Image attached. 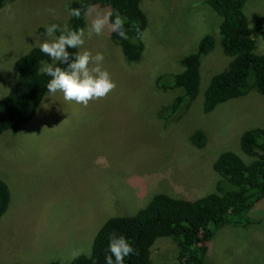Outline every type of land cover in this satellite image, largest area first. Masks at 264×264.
Listing matches in <instances>:
<instances>
[{"label": "rangeland", "instance_id": "obj_1", "mask_svg": "<svg viewBox=\"0 0 264 264\" xmlns=\"http://www.w3.org/2000/svg\"><path fill=\"white\" fill-rule=\"evenodd\" d=\"M71 1L8 0L0 9V99L17 79L18 58L39 47L45 26L67 23ZM141 8L148 24L139 63L124 60L107 28L85 39L84 49L104 54L113 91L87 107L65 101L62 93L46 95L32 121L17 133L0 135V179L10 191L0 217V264H69L76 251L89 256L107 219L133 216L157 194L193 200L214 192L216 158L225 151L241 156V135L264 129V96L254 91L203 112L211 77L231 61L221 48L219 15L202 0H142ZM106 11L88 9L84 28ZM243 12L252 27L264 15V0H246ZM204 36L213 38L214 47L201 58L198 97L187 110L162 118L160 110L177 91L159 88L158 82L170 83L181 71L179 61ZM254 52L264 56L260 37ZM44 61L51 62L47 54ZM197 129L206 136L202 149L189 139ZM245 217L253 219L250 225L214 232L207 264H264V199ZM176 256L169 238L157 239L151 249L154 264H177Z\"/></svg>", "mask_w": 264, "mask_h": 264}, {"label": "trees", "instance_id": "obj_2", "mask_svg": "<svg viewBox=\"0 0 264 264\" xmlns=\"http://www.w3.org/2000/svg\"><path fill=\"white\" fill-rule=\"evenodd\" d=\"M8 0H0V9ZM31 1V0H27ZM148 1V0H147ZM246 0H202L221 17V48L231 57L229 65L213 75L203 92V112H212L226 101L254 91L264 96V56L254 52L255 37L264 42V15L248 26L243 8ZM142 0H73L67 9H81L79 19L71 17L65 25L71 29L85 27V12L94 7L118 11L127 18V39L110 33L113 44L118 46L128 64L139 63L145 45L141 39L148 21L141 8ZM59 31L56 35H59ZM214 47L213 38L200 39L196 51L183 57L181 71L173 74L171 82L160 84L166 91H177V96L160 110L167 118L180 110H187L198 97L200 88L201 58ZM77 52L78 49H69ZM46 54L39 47L32 48L17 60V79L8 93L0 99V135L17 133L34 119L47 93L50 77L43 75L40 65ZM64 67L63 65H60ZM162 79V78H160ZM198 149L206 144L203 131L197 129L189 137ZM241 156L222 152L212 167L218 176L214 192L198 199L172 198L157 194L135 215L107 219L93 241L91 256L79 255L69 264H105V254L110 234L124 235L132 243L135 255L125 259V264H154L151 249L157 239H171L177 245V264H207V245L214 232L226 225L247 226L253 219L244 218L264 199V129L254 127L244 132L239 141ZM10 191L0 179V217L7 211ZM20 264V263H10ZM45 264H60L51 261Z\"/></svg>", "mask_w": 264, "mask_h": 264}, {"label": "clouds", "instance_id": "obj_3", "mask_svg": "<svg viewBox=\"0 0 264 264\" xmlns=\"http://www.w3.org/2000/svg\"><path fill=\"white\" fill-rule=\"evenodd\" d=\"M51 16L56 15L54 8L45 10ZM69 15L77 19L81 9H68ZM39 15L40 13L37 12ZM127 18L118 11L110 10L97 13L95 18L85 28L71 29L68 25L49 24L45 26L44 37L39 44V50L47 54L51 62H43L41 72L50 77L46 88L48 97L62 93L67 102L88 106L94 101L107 96L116 88L110 72L103 67L105 56L102 52L84 49L86 38L93 35L99 37L107 28L121 39H127L125 24ZM59 31V35L56 33ZM69 49H82L70 52ZM63 65L64 67H61ZM81 255L80 251L73 253V258ZM88 255L91 256L89 250ZM135 255L132 243L124 235L115 232L110 234L108 247L104 257L105 264H125V259Z\"/></svg>", "mask_w": 264, "mask_h": 264}]
</instances>
